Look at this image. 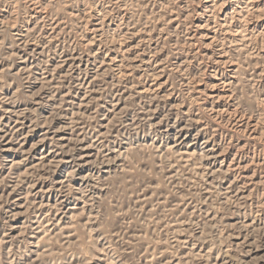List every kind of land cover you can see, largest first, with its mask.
<instances>
[{
    "label": "rangeland",
    "instance_id": "rangeland-1",
    "mask_svg": "<svg viewBox=\"0 0 264 264\" xmlns=\"http://www.w3.org/2000/svg\"><path fill=\"white\" fill-rule=\"evenodd\" d=\"M0 264H264V0H0Z\"/></svg>",
    "mask_w": 264,
    "mask_h": 264
}]
</instances>
